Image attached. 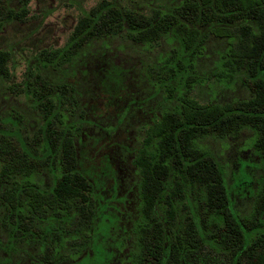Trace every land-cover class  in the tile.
<instances>
[{"label":"trees","instance_id":"trees-1","mask_svg":"<svg viewBox=\"0 0 264 264\" xmlns=\"http://www.w3.org/2000/svg\"><path fill=\"white\" fill-rule=\"evenodd\" d=\"M29 1L0 0V31L26 17ZM148 10L120 0L82 9L64 45L41 50L23 82L37 125L24 123L19 112L0 115L5 244L11 250L18 243L37 246L40 261L58 264L87 249L99 253L108 226L105 203L78 168L74 139L83 118L67 120V112L79 108V92L64 80L66 69L82 62L96 70L104 62L97 70L102 68L105 85L120 87L126 71L92 48L108 39L146 47L166 40L170 53L147 74L165 97L132 159L140 208L129 264H264V0H169ZM211 37L228 41L216 80L242 82L247 98L201 102L192 94L201 81L198 59ZM91 56L100 62L92 64ZM10 57L0 49V81L10 78ZM243 130L253 132L250 144L263 169L247 214L235 208L225 168L205 144Z\"/></svg>","mask_w":264,"mask_h":264},{"label":"rangeland","instance_id":"rangeland-1","mask_svg":"<svg viewBox=\"0 0 264 264\" xmlns=\"http://www.w3.org/2000/svg\"><path fill=\"white\" fill-rule=\"evenodd\" d=\"M98 1L30 0L28 14L23 20L4 25L0 31V49L8 50L11 57L8 62L10 78L0 81L1 116L19 112L24 123L37 125L38 117L24 94L26 75L37 64L38 53L62 47L82 9H89ZM120 1L147 12L148 7L161 6L169 0ZM227 43L226 39L209 38L204 54L198 59L197 77L201 81L192 94L201 102H230L249 95L247 87L240 81L226 85L224 81L216 80V66ZM91 51L96 57L108 58L126 71L123 86L112 83L113 88L109 89L110 85L103 81L102 68L97 70L99 66L105 68L104 62L96 70L87 69L82 62L73 71L65 68L64 80L72 83L79 92V108L74 114L67 112V120L83 118L74 139L78 168L94 187L102 200L100 203H105L102 215L108 226L101 235L99 253L87 249L82 255L68 257L61 264H129L130 250L134 247L133 226L140 208L139 175L132 159L145 128L158 115L165 97L164 91H158L147 74L151 64L170 53L171 44L162 40L146 47L126 39H108L105 45L101 44L98 49L96 44ZM96 57H90L92 64ZM55 76H58L57 72ZM252 138V131L243 130L226 138L205 140L225 168L234 206L241 214L251 211L253 189L263 174L261 161L250 144ZM244 175L247 182L238 184V180H244ZM43 179L49 184L47 173ZM6 237L0 228V264H58L40 261L37 246L18 243L11 250L5 244Z\"/></svg>","mask_w":264,"mask_h":264}]
</instances>
